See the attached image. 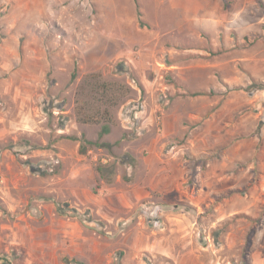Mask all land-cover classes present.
<instances>
[{
	"label": "rangeland",
	"instance_id": "374dc122",
	"mask_svg": "<svg viewBox=\"0 0 264 264\" xmlns=\"http://www.w3.org/2000/svg\"><path fill=\"white\" fill-rule=\"evenodd\" d=\"M0 264H264V0H0Z\"/></svg>",
	"mask_w": 264,
	"mask_h": 264
},
{
	"label": "trees",
	"instance_id": "16d2710c",
	"mask_svg": "<svg viewBox=\"0 0 264 264\" xmlns=\"http://www.w3.org/2000/svg\"><path fill=\"white\" fill-rule=\"evenodd\" d=\"M75 77H77V72H75L74 75H73V78H75ZM79 119H80L81 122H83L85 124H88V123H100V120L97 119V118H94V116H87V115H84L83 116V115H81L79 117ZM104 131L105 132H109L108 126H104ZM72 139L77 140V138H72ZM85 143L92 144V142H88V141L85 142ZM80 151H81L82 154H85L87 152V148H86V145L85 144L81 146ZM99 170L103 174L105 168L104 167H100Z\"/></svg>",
	"mask_w": 264,
	"mask_h": 264
},
{
	"label": "water",
	"instance_id": "95a60500",
	"mask_svg": "<svg viewBox=\"0 0 264 264\" xmlns=\"http://www.w3.org/2000/svg\"><path fill=\"white\" fill-rule=\"evenodd\" d=\"M108 147H111L110 145H108Z\"/></svg>",
	"mask_w": 264,
	"mask_h": 264
}]
</instances>
